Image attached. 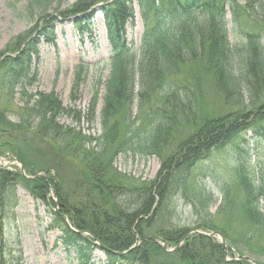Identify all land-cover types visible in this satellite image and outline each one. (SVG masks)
Listing matches in <instances>:
<instances>
[{
  "label": "trees",
  "instance_id": "16d2710c",
  "mask_svg": "<svg viewBox=\"0 0 264 264\" xmlns=\"http://www.w3.org/2000/svg\"><path fill=\"white\" fill-rule=\"evenodd\" d=\"M135 1L151 21L139 49L126 43L123 33L130 0H81L58 14L60 22H67L100 6L111 55L96 139L83 134L80 114L64 108L53 93L26 89L35 76L30 67L39 46L55 44L58 19L13 38L0 51V157L9 156L24 170L22 175L18 168L0 169V264H23L20 242L4 236L18 186L50 209L49 230L59 233L69 264H93L97 251L102 264H250L233 260L234 255L264 264V189L247 177L236 182L231 232L212 215L195 228L220 234L226 249L213 238L189 235V228L155 227L162 206L187 188L192 169L209 152L245 132L264 142V0ZM163 7L171 11L161 20ZM227 10L237 39L231 46L224 29ZM173 17L180 30L176 37L166 31ZM75 22L77 35L90 33L86 19ZM204 80L230 114L183 116L181 108L201 93ZM96 99L97 92L84 115L90 122ZM134 100L137 114L146 109L149 118L145 129L132 133ZM174 115L184 117L182 124L190 128L177 139L169 134L176 126ZM71 118L70 125L61 123ZM131 148L160 158L153 180L141 182L115 168L117 156ZM206 201L212 203L211 195ZM159 243L173 251L167 253Z\"/></svg>",
  "mask_w": 264,
  "mask_h": 264
},
{
  "label": "rangeland",
  "instance_id": "374dc122",
  "mask_svg": "<svg viewBox=\"0 0 264 264\" xmlns=\"http://www.w3.org/2000/svg\"><path fill=\"white\" fill-rule=\"evenodd\" d=\"M36 1L38 3H35ZM80 1L47 0L45 5V0H0V51L13 38L23 33L26 34L36 26L39 30L49 19H58V22L54 24L55 44L39 46L38 59L30 67V73L35 76H32L31 85L26 89L31 93H53L64 108L71 109L76 116L80 114L79 127L83 134L96 139L100 136L98 116L103 105L104 85L109 76L111 54L107 44V32L97 8L81 13L67 22L59 21V12L72 8ZM130 1L129 15L124 21L123 33L126 43L131 44L134 49H139L146 33V26L151 21L147 16L145 20L143 11H140L141 8L135 0ZM160 10L158 17L161 20L167 12L171 11L168 7ZM224 17L226 38L230 46L235 45L237 39L231 31L229 10L226 11ZM80 18L89 22L90 33L88 35H74L75 20ZM153 18L152 16V20ZM171 20V24L166 26V31L170 37H176L178 31L180 32L177 18ZM199 23L203 24L204 18H199ZM78 72L81 75L80 81L77 82ZM95 92H97L95 115L93 116L95 118L93 122H90L89 116L84 115L87 114ZM195 104L197 107H194ZM181 109H184L185 115L183 116L187 119L191 118V114L198 118L204 115L219 118L232 111L224 104L218 91L206 80L203 82L201 93L195 97V100L186 104V108ZM145 110L137 114V101L134 100L132 118L136 120V124L131 128L132 133L138 129H145L148 124L149 116ZM174 116L176 126L174 125L175 127L169 134L177 139V137L187 135L190 128L187 129L185 124H182L181 119L184 117ZM9 117L12 121L15 119L11 115ZM61 121L65 125H70V121H74V118ZM233 140L230 139L229 142L213 149L194 166L187 188H181L170 201L162 206L163 209L156 218L155 227L189 228L191 230L189 235H192L194 231L206 234L207 232L195 228L202 222L208 221L207 215H212L218 223L231 232L230 224H232L231 215L233 213H231V200L234 201L238 195L237 179L240 176L247 177L253 185L264 189V142L250 132L236 135ZM160 162L157 156H144L131 148L120 153L114 165L126 176L141 182H148L157 175ZM0 167L9 168L12 171L14 167H18V164L7 156L1 159ZM15 194V205L7 214L4 224V236L9 241L18 240L20 242L23 264L71 263V257L65 253L58 242L59 233L49 230L50 209L33 201L32 197L20 186L17 187ZM210 195L211 204L206 201V197ZM201 198H203L202 202H200ZM221 207H223L222 212L218 214V209ZM233 218L237 224L241 223L238 215H234ZM214 240L220 243L217 237ZM94 257L93 264L103 263L102 253L97 251ZM230 259L231 257L227 256V260Z\"/></svg>",
  "mask_w": 264,
  "mask_h": 264
},
{
  "label": "water",
  "instance_id": "95a60500",
  "mask_svg": "<svg viewBox=\"0 0 264 264\" xmlns=\"http://www.w3.org/2000/svg\"><path fill=\"white\" fill-rule=\"evenodd\" d=\"M197 234H199V235H201V236H206V237H209V238L218 236V235L215 234V233H211V234H209V235H206V234L198 233V232H197ZM218 238L220 239L221 244L224 245V244H225L224 240H223L220 236H218ZM164 248H165V246H164ZM240 259H243V260H245V261H247V262H249V263H252V261H251L250 259H248V258L243 257V258H240Z\"/></svg>",
  "mask_w": 264,
  "mask_h": 264
}]
</instances>
